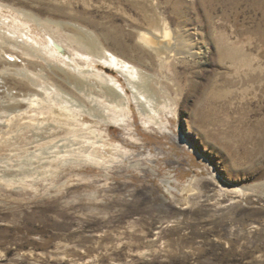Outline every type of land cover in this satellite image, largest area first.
<instances>
[{
    "label": "rangeland",
    "instance_id": "374dc122",
    "mask_svg": "<svg viewBox=\"0 0 264 264\" xmlns=\"http://www.w3.org/2000/svg\"><path fill=\"white\" fill-rule=\"evenodd\" d=\"M0 5L8 18H38V34L44 24L56 30L52 22L63 35L91 33L152 74L174 110L161 114L166 131L133 103L127 125L57 103L47 111L46 95L15 71L60 77L0 46V264H264V0ZM158 18L181 41L163 67L137 39L159 29ZM37 92L42 106L29 109L21 100ZM89 139L107 162L85 156Z\"/></svg>",
    "mask_w": 264,
    "mask_h": 264
},
{
    "label": "bare ground",
    "instance_id": "6f19581e",
    "mask_svg": "<svg viewBox=\"0 0 264 264\" xmlns=\"http://www.w3.org/2000/svg\"><path fill=\"white\" fill-rule=\"evenodd\" d=\"M1 7L4 6L0 5V46H10L13 49L20 50L29 58L42 59L47 68L44 70L49 68L52 74L60 77L61 82H58L59 84H51L47 83L50 75L42 76L44 78L42 81L39 76L29 73L27 69H17L15 71L16 76H20L21 80L28 81L30 85L39 88L37 91L46 95L44 108H47V111L49 110V104L57 103L64 110H78L83 117L89 116L97 121L127 125L130 117L129 113H131L130 106L133 103L144 117V123L153 124L163 131L169 130L166 124L170 121H162L161 114L165 110H169L170 113L174 110L168 100L161 99L156 86L157 82L148 71L125 59L119 53L107 49L94 35L84 32L80 28V31L65 32L66 34L63 35V25L52 22L57 25L56 30L50 29L44 24L41 27L44 28L43 32L45 30L47 35L38 34L33 32L30 25V23L43 24L38 18H35L31 13L21 11L16 12L14 17L8 18L2 14ZM156 22L160 24L159 29H154L152 32L140 31L137 39L142 46L153 52L159 65L163 67L169 62L170 57L182 54V51H179L181 49L178 48L181 41L178 36L170 33L164 18H158ZM98 64H102L117 75L109 74L107 71L98 68ZM4 72L9 73L8 68H5ZM116 76L123 79L131 92V98L119 81L120 79ZM35 77L41 81L39 82ZM71 89L77 95L82 96L85 101H81L69 93ZM21 101L26 103L29 109L40 108L43 103L38 92L29 94ZM15 111L20 113L18 110ZM38 128H42L41 123ZM96 131L100 136V132ZM76 143L79 142H72L71 145ZM87 143L94 147L97 141L89 139ZM96 147L85 156L97 164L107 162L108 160L106 161L98 156L99 147ZM59 152L57 151V153Z\"/></svg>",
    "mask_w": 264,
    "mask_h": 264
},
{
    "label": "water",
    "instance_id": "95a60500",
    "mask_svg": "<svg viewBox=\"0 0 264 264\" xmlns=\"http://www.w3.org/2000/svg\"><path fill=\"white\" fill-rule=\"evenodd\" d=\"M61 49V48H60Z\"/></svg>",
    "mask_w": 264,
    "mask_h": 264
}]
</instances>
